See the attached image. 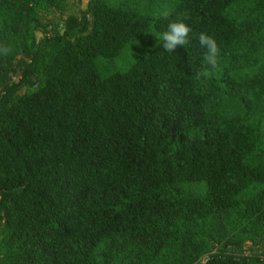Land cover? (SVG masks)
<instances>
[{
  "label": "trees",
  "instance_id": "1",
  "mask_svg": "<svg viewBox=\"0 0 264 264\" xmlns=\"http://www.w3.org/2000/svg\"><path fill=\"white\" fill-rule=\"evenodd\" d=\"M67 6L0 0V264H264V0Z\"/></svg>",
  "mask_w": 264,
  "mask_h": 264
},
{
  "label": "clouds",
  "instance_id": "2",
  "mask_svg": "<svg viewBox=\"0 0 264 264\" xmlns=\"http://www.w3.org/2000/svg\"><path fill=\"white\" fill-rule=\"evenodd\" d=\"M161 15L167 17L169 13L163 11ZM188 19L187 14L182 17L178 16L175 20L168 22L166 29L158 34H155L161 42V46L167 52H173L178 46H186L190 40V33H192L191 26L186 22ZM196 36L200 47L203 49L200 64L201 68L197 70V77L209 75L210 69H215L217 66L218 56L220 49L216 40L205 32H200ZM6 51V50H5Z\"/></svg>",
  "mask_w": 264,
  "mask_h": 264
},
{
  "label": "rangeland",
  "instance_id": "3",
  "mask_svg": "<svg viewBox=\"0 0 264 264\" xmlns=\"http://www.w3.org/2000/svg\"><path fill=\"white\" fill-rule=\"evenodd\" d=\"M86 2L87 0H68V6L64 13L60 14L51 12L46 14V19L44 20L42 26L43 31L48 34H52L55 28L60 27V23L66 15H77L81 9L85 8ZM39 35L40 33H38V36ZM135 48H137V45L135 44L127 46L113 64H107L105 61L99 60L98 67L102 71V74L106 75L116 69L125 68L136 56ZM16 79L17 77L14 76L13 80ZM22 92L23 90L20 91V93ZM188 187L192 189L196 194H199L203 191V187L198 184H192ZM251 248H253V244H251L250 242H245L241 248V251L248 252Z\"/></svg>",
  "mask_w": 264,
  "mask_h": 264
}]
</instances>
